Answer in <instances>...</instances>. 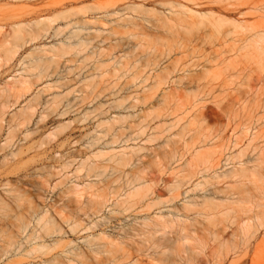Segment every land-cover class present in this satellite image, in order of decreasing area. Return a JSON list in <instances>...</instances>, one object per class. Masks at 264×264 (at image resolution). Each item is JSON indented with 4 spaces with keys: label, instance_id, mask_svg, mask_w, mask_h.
Segmentation results:
<instances>
[{
    "label": "rangeland",
    "instance_id": "rangeland-1",
    "mask_svg": "<svg viewBox=\"0 0 264 264\" xmlns=\"http://www.w3.org/2000/svg\"><path fill=\"white\" fill-rule=\"evenodd\" d=\"M32 52L45 64L36 67ZM0 57V194L7 170L37 212L22 208L31 223L11 264L78 253L93 264H164L173 236L159 231L166 249L147 250L132 229L144 219L184 228L200 247L192 264H264V0H0ZM20 77L25 89L8 92ZM169 150L175 156L152 167L151 189L130 198L127 174ZM97 182L108 201L97 215L74 208L72 231L59 217L63 202ZM46 214L61 231L44 242L59 244L19 263L41 243L26 240ZM98 235L123 242L124 253L95 256Z\"/></svg>",
    "mask_w": 264,
    "mask_h": 264
},
{
    "label": "bare ground",
    "instance_id": "bare-ground-1",
    "mask_svg": "<svg viewBox=\"0 0 264 264\" xmlns=\"http://www.w3.org/2000/svg\"><path fill=\"white\" fill-rule=\"evenodd\" d=\"M190 14H193L194 17H198V14L197 15L194 13H190ZM19 27L20 26H17V29H19ZM13 37L15 38V40L20 39L19 30L14 32ZM59 49L60 50L58 52L67 53L66 52L67 48L62 47ZM18 50H19V47L17 46L8 50L7 55H6L7 61H11L18 53ZM52 50L55 52V49H52ZM35 54L38 55V53L32 52L28 55V57H34ZM56 56L57 55H54V57ZM3 60L4 59H1L0 57V66ZM34 60H35L34 64L36 67L37 65L40 66V65L45 64L42 58L39 59V57L35 56ZM36 61H37V64H36ZM49 61L51 62L52 59ZM27 83L28 81L25 78L20 77V79L14 81L12 84L9 85L10 87H8L7 91L12 92L16 90L18 93L25 89ZM17 98H21V96H18ZM31 107H32L31 104L28 107H26L23 111V114H27V111H31ZM4 108H5L4 105L0 106L1 111ZM1 111H0V114H1L0 115V132L3 130V118L2 117L4 115L2 114ZM18 126H20V124H18ZM13 138H14V133L13 131H10L6 138L7 140L6 145H8L13 140ZM21 153H22L21 150L20 151L18 150V152L16 153L14 152V153H11L10 155H6V156L4 155V158L2 160L3 166H7L8 163L12 159H16V157L19 156V154ZM197 154L198 152H195V155ZM169 156L174 157L175 151L169 150V151H164L161 153H156L152 157L151 160L145 163H141L140 166L133 168L132 171L127 174V176H129L128 180L130 181V185L132 186V191L129 193L130 198L139 197V196L141 197L142 194H144V191H149L151 189L150 183H152L154 180V176L151 171L152 167L160 166L162 162L161 161L162 158L165 159L166 157H169ZM199 160L204 161V160H201L200 158ZM124 163L127 164L125 161H121L119 165H124ZM263 163L259 161V165L256 164L257 166L253 167V169L251 170L253 175L259 172V168L263 165ZM247 169L248 168H245V169L242 168L241 172L236 173V174L241 175V177L245 178L246 177L245 173H247ZM89 173H88V177H89ZM2 175H6V177L3 178V180L1 181V186L8 187L9 190L5 192L6 194L5 193L3 195L0 194V263L11 264L13 260H9L8 255L12 253V250L13 252H16L17 249L22 248V245H24V243L20 244L18 239H20L21 235L26 232V230L29 228L30 223H31V221H29L30 216H27V215L25 216L24 213L25 211H27V213L31 215L34 209L32 208L33 204H31L32 200L30 198H27L28 196L24 194L26 192L23 190V188L21 189L20 187L21 184L19 180L15 182L10 180L9 179L10 176L7 170H5ZM247 181L250 184H253L255 183L256 180L252 179L251 181L250 180H247ZM3 182L5 183L3 184ZM241 183H243V181ZM177 189H178V186H173L172 188H170L169 192L171 193L170 194L171 197H173L174 192H176ZM105 192H106L105 184H101L100 182H97L94 184L89 183L88 185H84L81 188L77 186L74 189V192L70 194L71 197L69 199H66V201H64L62 204V208L60 209V211L62 210L61 213L62 214L64 213L65 215H61V213H59L60 211L58 212V210L57 212L56 211L55 212L59 213L60 215L59 217L63 218L64 223L69 222L70 229L74 231L78 229V227L80 226L78 225L77 220H74V217H73L75 213L74 208L80 211L90 208L93 210L92 214L97 215L101 211V209L104 208L106 202L108 201L105 198L106 197ZM64 193L66 194V192ZM158 198H160V196H158ZM25 203L32 205L31 207L30 205L28 207L29 210L31 208V211H28L27 209L28 204L26 205ZM25 206H26V210L24 211L22 208ZM21 210L24 211V213L22 211L23 216H22ZM29 212L30 213L32 212V213L30 214ZM34 212H35L34 213V216H35L37 212L36 210H34ZM61 218L60 220H62ZM247 219L248 220L245 225L246 229H252V227H255V223L254 222L251 223L250 221L252 217L247 216ZM256 219L259 223H261V218L259 217V215L256 216ZM210 221H212V219ZM36 224L37 225H35V228L37 227V229L38 228L39 229L36 231L33 230L32 234L28 235V240H26V244H30L34 239H38L41 243L31 245L30 248L24 249L25 251L24 255L16 256L17 259L19 260V263L21 262V260H23L25 256H28V257L33 256L35 259H37L39 257L36 254H40L41 257H45V255L47 256L51 254V252L56 248V245L58 242L56 243L54 242L53 245H49V244H45L44 240L47 237L54 235L55 233L58 234L59 231H61L59 225L51 217L49 218L47 214L44 216L42 215V217H39ZM135 227L132 228L134 232H137V234H134V236L144 235L136 243H138L139 245L140 244L145 245L147 250L155 249V251H157V249L154 247L155 245L159 249L162 248L161 250H164L167 247L165 245L167 241H164L165 240L164 236L161 238L162 240H154L155 235L159 231L162 232V231H165L166 229H169V234L173 236L169 240H172L173 245L168 250L169 251L168 255H165L167 251L161 252V254L165 256V259H162V262L164 264H192L193 259H191L190 254L194 253L197 249H200L198 245L190 243V239H189L190 236L187 234H184L185 232L184 228L180 230H177V229L174 230L175 225L173 224V222H169V221L159 222L156 220V222L151 223L149 219H144L139 224V227L138 226H135ZM37 232H39L38 236L36 235ZM97 238L102 239L104 243L100 246L99 249H97V251L94 252L95 256L100 255V253H104L110 256H113L116 252L124 253L125 249L123 247L124 246L123 242H116L115 239H112L111 237L105 236V235H98ZM118 240L120 239L117 238V241ZM4 258H7V260L3 261ZM65 259L66 260H59L55 256V258L51 257L49 259L44 260L42 263L44 264H93L92 260H94L95 258L94 257L88 258L83 253H78L70 258L67 257ZM119 259L122 260V257H120ZM28 264H32V263H28ZM128 264H137V263L135 262V263H128Z\"/></svg>",
    "mask_w": 264,
    "mask_h": 264
}]
</instances>
